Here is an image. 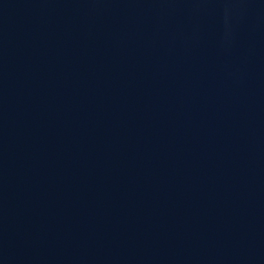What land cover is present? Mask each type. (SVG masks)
Returning <instances> with one entry per match:
<instances>
[{"label":"water","instance_id":"95a60500","mask_svg":"<svg viewBox=\"0 0 264 264\" xmlns=\"http://www.w3.org/2000/svg\"><path fill=\"white\" fill-rule=\"evenodd\" d=\"M0 264H264V0H0Z\"/></svg>","mask_w":264,"mask_h":264}]
</instances>
